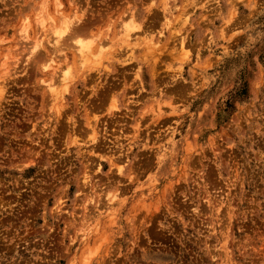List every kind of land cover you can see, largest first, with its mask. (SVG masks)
I'll use <instances>...</instances> for the list:
<instances>
[{"label": "rangeland", "instance_id": "374dc122", "mask_svg": "<svg viewBox=\"0 0 264 264\" xmlns=\"http://www.w3.org/2000/svg\"><path fill=\"white\" fill-rule=\"evenodd\" d=\"M0 264H264V0H0Z\"/></svg>", "mask_w": 264, "mask_h": 264}, {"label": "bare ground", "instance_id": "6f19581e", "mask_svg": "<svg viewBox=\"0 0 264 264\" xmlns=\"http://www.w3.org/2000/svg\"><path fill=\"white\" fill-rule=\"evenodd\" d=\"M57 2V1H56ZM58 3V2H57ZM60 5V4H59ZM41 10V9H40ZM40 13V12H39ZM39 15V14H37ZM51 18L49 19H46L44 18L42 15L41 16H37V19L38 22L40 23V26L41 28H44L45 26V22H47V20L49 21ZM52 21V19H51ZM57 23V22H56ZM70 20H68L67 18H63L62 21H61V26L60 24H54L53 21L49 23L48 26H50L49 28L47 29H50L51 31V40L48 41L49 44H51L52 46H54L56 48V45H58V42L60 39H62L64 36H66V34L69 32L70 30ZM28 27V26H27ZM125 29L127 28L126 25H123L122 26V29ZM75 29V28H74ZM123 29V30H124ZM46 31V29H45ZM120 31V30H119ZM21 32L23 34V38L24 39H28L27 35H26V26L23 25V28H21ZM74 33V32H73ZM72 34V33H71ZM123 34V33H122ZM47 35V34H46ZM131 39V35L129 36ZM47 39H50V37H48ZM128 38L126 40H129ZM75 46H76V51H77V54H78V58L79 60L83 63L86 58L89 56L90 53V49H91V43L89 41H86L81 39V38H78V39H75ZM132 41V39H131ZM130 42V40L128 41ZM128 42H127V45H128ZM134 42V41H133ZM137 43V42H136ZM136 45V44H135ZM37 42L34 44V46L32 47L30 53H34V51L36 50L37 48ZM101 46V45H100ZM129 47V46H128ZM99 48V47H98ZM101 48V47H100ZM53 52V51H52ZM76 54V53H75ZM28 55V54H27ZM2 56V55H1ZM50 62H54V60H52V58H50L46 64L44 65V67H49L50 66ZM61 69V68H60ZM67 73V72H66ZM54 77V76H53ZM51 77V78H53ZM66 77V74L63 75V79H65ZM47 84V88H50L51 91H54V88H52V85L49 84V83H46ZM53 84V83H52ZM54 87V86H53ZM52 93V92H51ZM95 128V127H94ZM94 131V130H93ZM94 138V137H93ZM90 259V258H89ZM88 263V262H86Z\"/></svg>", "mask_w": 264, "mask_h": 264}]
</instances>
